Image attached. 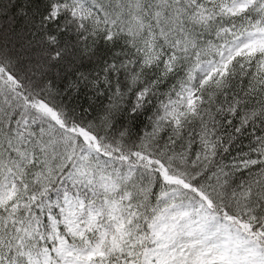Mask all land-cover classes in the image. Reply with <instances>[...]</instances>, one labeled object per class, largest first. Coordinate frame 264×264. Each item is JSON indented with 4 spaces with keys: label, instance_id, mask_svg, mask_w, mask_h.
Segmentation results:
<instances>
[{
    "label": "snow or ice",
    "instance_id": "snow-or-ice-1",
    "mask_svg": "<svg viewBox=\"0 0 264 264\" xmlns=\"http://www.w3.org/2000/svg\"><path fill=\"white\" fill-rule=\"evenodd\" d=\"M0 264H264V0H0Z\"/></svg>",
    "mask_w": 264,
    "mask_h": 264
}]
</instances>
